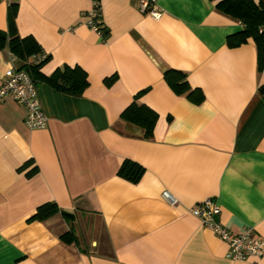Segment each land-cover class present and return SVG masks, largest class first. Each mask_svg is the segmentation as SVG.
<instances>
[{
	"label": "crops",
	"instance_id": "0c3cea01",
	"mask_svg": "<svg viewBox=\"0 0 264 264\" xmlns=\"http://www.w3.org/2000/svg\"><path fill=\"white\" fill-rule=\"evenodd\" d=\"M218 1L156 0L153 18L136 0H99L103 41L84 24L91 0H0V29L15 3L17 34L49 55L37 77L45 127L0 100V264H264L227 258L191 212L210 198L222 226L264 238V67L252 38L227 43L243 24ZM20 65L0 47V83ZM64 66L85 72L79 95L46 80ZM169 69L185 74L182 92ZM133 102L157 113L150 136L122 117ZM125 160L143 167L138 181L118 174ZM46 202L72 219L30 220Z\"/></svg>",
	"mask_w": 264,
	"mask_h": 264
},
{
	"label": "trees",
	"instance_id": "16d2710c",
	"mask_svg": "<svg viewBox=\"0 0 264 264\" xmlns=\"http://www.w3.org/2000/svg\"><path fill=\"white\" fill-rule=\"evenodd\" d=\"M216 7L222 13L239 20L243 24L242 31L228 36L229 45H238L244 43L248 38H252L257 45V57L259 68L264 67V0H220ZM16 4H9L7 12L8 29H0V47L7 46L11 54L21 61L18 68L28 71L37 83L38 69L49 58L45 54L43 59L40 55L44 51L37 44L32 36L20 37L15 28ZM104 41L107 36V30L102 26ZM64 80L63 84H58V79ZM164 78L167 83L177 92H182L187 88L185 74L179 70L169 69L165 71ZM46 80L54 87L73 95H79L85 87L86 74L79 68H70L64 66L61 70H56ZM259 91L264 93V84L259 87ZM141 93V92H140ZM139 93V94H140ZM138 94V95H139ZM122 117L143 128L144 135L150 136L157 119V113L144 105L131 103L122 113ZM144 169L135 161L125 160L120 166L118 174L123 178L136 182L140 179ZM57 213H60L67 221L72 219V215L61 211L55 203L46 202L37 207L30 220L43 221ZM60 237L71 242L76 240L71 231H67Z\"/></svg>",
	"mask_w": 264,
	"mask_h": 264
},
{
	"label": "built area",
	"instance_id": "2783aa9c",
	"mask_svg": "<svg viewBox=\"0 0 264 264\" xmlns=\"http://www.w3.org/2000/svg\"><path fill=\"white\" fill-rule=\"evenodd\" d=\"M143 13L153 18H159L161 12L157 7L156 0H136ZM92 6L86 11L84 24L103 36V22L101 19V8L99 0H91ZM46 53L39 57L43 59ZM11 98L26 108L27 114L24 119L25 125L30 129L43 128L47 124V117L42 109L37 91V83L28 71L11 67L4 72L0 83V100ZM163 196L168 198L169 194L164 191ZM192 214L199 217L201 223L211 229L226 246V257L231 260H253L256 262L264 258V238L254 233L251 227L242 233H233L222 226L216 216L219 206L210 198L199 202L191 208Z\"/></svg>",
	"mask_w": 264,
	"mask_h": 264
}]
</instances>
